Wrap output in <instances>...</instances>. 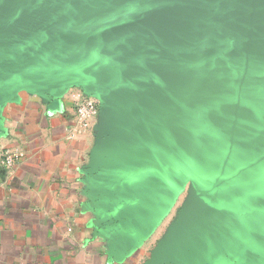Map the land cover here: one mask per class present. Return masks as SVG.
Segmentation results:
<instances>
[{
	"label": "water",
	"instance_id": "95a60500",
	"mask_svg": "<svg viewBox=\"0 0 264 264\" xmlns=\"http://www.w3.org/2000/svg\"><path fill=\"white\" fill-rule=\"evenodd\" d=\"M72 87L114 131L129 244L190 183L169 253L264 251V0H0V109Z\"/></svg>",
	"mask_w": 264,
	"mask_h": 264
},
{
	"label": "crops",
	"instance_id": "0c3cea01",
	"mask_svg": "<svg viewBox=\"0 0 264 264\" xmlns=\"http://www.w3.org/2000/svg\"><path fill=\"white\" fill-rule=\"evenodd\" d=\"M78 90L52 98L21 90L0 109V264H264V251L253 247L195 259L193 244L167 251L189 185L129 244L123 222L130 205L116 193L109 161L114 131L103 108L88 128L75 123ZM7 150L18 154L10 169L1 160Z\"/></svg>",
	"mask_w": 264,
	"mask_h": 264
},
{
	"label": "built area",
	"instance_id": "2783aa9c",
	"mask_svg": "<svg viewBox=\"0 0 264 264\" xmlns=\"http://www.w3.org/2000/svg\"><path fill=\"white\" fill-rule=\"evenodd\" d=\"M73 119L75 123L82 129L88 128L91 120L98 115V102L91 96H86L80 90L72 95ZM76 133L68 136L69 139H75ZM18 156L15 152L4 151L1 155L2 164L5 168L10 169Z\"/></svg>",
	"mask_w": 264,
	"mask_h": 264
},
{
	"label": "rangeland",
	"instance_id": "374dc122",
	"mask_svg": "<svg viewBox=\"0 0 264 264\" xmlns=\"http://www.w3.org/2000/svg\"><path fill=\"white\" fill-rule=\"evenodd\" d=\"M199 165V164H198ZM196 168L198 167H195L194 170H196ZM193 170V171H194ZM195 172V171H194ZM187 185H190V183H188ZM187 193H188V187L184 190V192L179 196V201L178 202H181L186 196H187Z\"/></svg>",
	"mask_w": 264,
	"mask_h": 264
}]
</instances>
